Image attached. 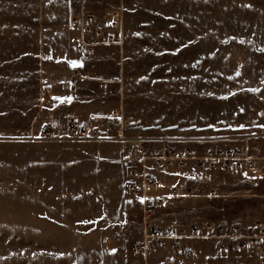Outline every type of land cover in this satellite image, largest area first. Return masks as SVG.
<instances>
[{
    "label": "rangeland",
    "instance_id": "374dc122",
    "mask_svg": "<svg viewBox=\"0 0 264 264\" xmlns=\"http://www.w3.org/2000/svg\"><path fill=\"white\" fill-rule=\"evenodd\" d=\"M83 7L102 27L122 7L120 44L76 53L67 22ZM115 108L129 137L202 152L251 135L264 156V0H0V264H178L135 250L169 221L258 234L264 177L243 167L163 168L151 186L129 143L36 133L72 119L107 132ZM214 242L187 264H263L257 246L219 255Z\"/></svg>",
    "mask_w": 264,
    "mask_h": 264
},
{
    "label": "built area",
    "instance_id": "2783aa9c",
    "mask_svg": "<svg viewBox=\"0 0 264 264\" xmlns=\"http://www.w3.org/2000/svg\"><path fill=\"white\" fill-rule=\"evenodd\" d=\"M117 8L108 13L105 23L107 27L98 25L95 16L89 13L85 7L68 18L67 25L71 29L70 42L76 50L91 51L96 45L120 44L123 31V11L122 7ZM92 35L97 37V40L93 41ZM74 75L78 79L84 78L78 71H75ZM42 94H46V89L42 90ZM106 117L112 121L107 126V132L100 130L97 125H86L72 119L64 128L61 127L58 120L41 122L36 133L44 138L83 140L114 138L129 143L130 154L137 155L142 160L140 172L144 183L151 186L160 185V181L152 175V171L162 168H183L190 161H193L199 170H206L220 163L225 167H243L253 176L264 177V156H255L249 151L248 138L251 135H244L242 143L223 142L209 146L201 152L189 146H173L167 137L126 136L123 131V114L118 108L112 109ZM95 120L99 122L98 118ZM104 133L109 135L105 136ZM143 149L145 152L142 151ZM171 191V196H182L180 186L173 187ZM151 210L149 206L145 205V212L148 216L151 215ZM255 225L258 228V234L244 232L235 224L225 226L205 222L202 225L192 226L189 230L184 228L177 230L173 222L154 224L148 230L145 229L135 250L147 257L148 253L162 247L167 240L171 239L175 242V252L181 256L178 264H187L186 256L193 253L194 250L191 247H184L179 242L180 240L213 239L216 242L215 252L219 255L257 246L264 264V219L256 218Z\"/></svg>",
    "mask_w": 264,
    "mask_h": 264
},
{
    "label": "crops",
    "instance_id": "0c3cea01",
    "mask_svg": "<svg viewBox=\"0 0 264 264\" xmlns=\"http://www.w3.org/2000/svg\"><path fill=\"white\" fill-rule=\"evenodd\" d=\"M98 25H100V22L98 23ZM70 34H71V32H70ZM94 35H92L91 36V39H92V37H93ZM95 48V47H94ZM75 51H76V53H79V51H77L76 49H75ZM75 85H73V87H74ZM70 89H72V86H70ZM186 166H188V167H186ZM186 166H184V168L185 169H189L190 171H192V169L195 167L196 168V166H195V163L193 162V161H190V162H188L187 164H186ZM162 170H163V168H162ZM158 171H160V170H157V172ZM164 170H163V172H161V173H159V175L160 176H165L166 174H164ZM166 178L167 177H169V175H166L165 176ZM182 182H183V180H181ZM170 222V221H169ZM166 223H168V222H166ZM163 224H165V223H163ZM176 225V224H175ZM177 227V226H176ZM178 228V227H177ZM191 228V227H190ZM190 228H184L185 230H189ZM210 240H212V239H210ZM198 241H200V239L199 240H197V239H182V240H180L179 242L180 243H182L183 244V246L184 247H186V248H189V247H191L193 250H194V252L193 253H191V254H187V257H186V259H189L190 257H191V255H194V253L195 252H197L198 251ZM215 241V240H214ZM188 242H190V244L188 243ZM215 243V246H216V242H214ZM174 244H175V242H174V240H167L166 241V243L162 246V247H159L158 249H156V250H154V251H152V252H155V251H163L165 254H169L168 255V257H166V259H165V261L167 262V261H171V260H176L177 261V263H178V261H179V259L181 258V256H179L176 252H175V249H174ZM192 244V245H191ZM223 255V254H222Z\"/></svg>",
    "mask_w": 264,
    "mask_h": 264
}]
</instances>
